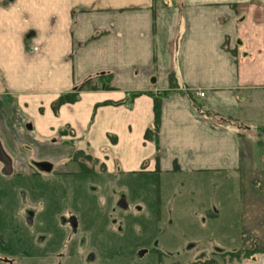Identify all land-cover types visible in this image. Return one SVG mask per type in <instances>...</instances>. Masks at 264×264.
<instances>
[{
  "label": "crops",
  "instance_id": "1",
  "mask_svg": "<svg viewBox=\"0 0 264 264\" xmlns=\"http://www.w3.org/2000/svg\"><path fill=\"white\" fill-rule=\"evenodd\" d=\"M0 142L15 173L207 177L264 264V0H0Z\"/></svg>",
  "mask_w": 264,
  "mask_h": 264
},
{
  "label": "rangeland",
  "instance_id": "2",
  "mask_svg": "<svg viewBox=\"0 0 264 264\" xmlns=\"http://www.w3.org/2000/svg\"><path fill=\"white\" fill-rule=\"evenodd\" d=\"M74 162L77 171H59L58 165L46 170L38 161L28 162L29 172L0 171V264L242 260L243 253L236 251L239 241L222 237L224 228L218 227L223 224L209 217L221 210L220 190L208 186L207 177H122ZM172 180L177 190L168 188ZM191 182L200 189L192 193L187 187Z\"/></svg>",
  "mask_w": 264,
  "mask_h": 264
},
{
  "label": "trees",
  "instance_id": "3",
  "mask_svg": "<svg viewBox=\"0 0 264 264\" xmlns=\"http://www.w3.org/2000/svg\"><path fill=\"white\" fill-rule=\"evenodd\" d=\"M76 99H77V95H74V96H68V95H66V96L60 98L59 101L56 103L55 106H60L61 104H64L66 102H72V101H75ZM155 113H156V119H155V123H154V128L148 130L147 135H146L147 138L152 137V134L155 135L157 133V131H158V128H159L160 108H159V104H158L157 101H156V106H155ZM74 159L76 161H80V163H82L81 166H83V168H85V166H86L85 165V162L88 160V157H86L83 153L78 152L74 156ZM260 251L261 250H258V249H255V248H254V250L241 251L243 253L242 254L243 256L240 257V259L248 258V257L252 256L253 253L260 252ZM237 252H236V255H237V258H238L239 254Z\"/></svg>",
  "mask_w": 264,
  "mask_h": 264
},
{
  "label": "water",
  "instance_id": "4",
  "mask_svg": "<svg viewBox=\"0 0 264 264\" xmlns=\"http://www.w3.org/2000/svg\"><path fill=\"white\" fill-rule=\"evenodd\" d=\"M0 162L4 163L6 167V172L10 173L12 170V166H11L12 161L10 157L7 155V153L4 151L1 142H0Z\"/></svg>",
  "mask_w": 264,
  "mask_h": 264
},
{
  "label": "flooded vegetation",
  "instance_id": "5",
  "mask_svg": "<svg viewBox=\"0 0 264 264\" xmlns=\"http://www.w3.org/2000/svg\"><path fill=\"white\" fill-rule=\"evenodd\" d=\"M7 155H8V154H7ZM8 156H9V155H8ZM9 157H10V156H9ZM10 159H11V161H12V164H11V166H12V170H11L10 173H7V172H6V167H5L4 163L0 162V166H1L0 171H1L4 175H11V174L15 173L14 168H13V160H12L11 157H10ZM86 162L88 163V161H86ZM71 226H72V227H75V226H76V221H75L74 219L71 221Z\"/></svg>",
  "mask_w": 264,
  "mask_h": 264
},
{
  "label": "built area",
  "instance_id": "6",
  "mask_svg": "<svg viewBox=\"0 0 264 264\" xmlns=\"http://www.w3.org/2000/svg\"><path fill=\"white\" fill-rule=\"evenodd\" d=\"M201 97H203L204 96V93H198Z\"/></svg>",
  "mask_w": 264,
  "mask_h": 264
}]
</instances>
